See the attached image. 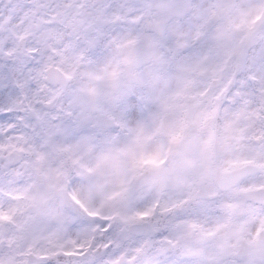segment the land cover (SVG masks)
<instances>
[{
  "label": "snow or ice",
  "instance_id": "1",
  "mask_svg": "<svg viewBox=\"0 0 264 264\" xmlns=\"http://www.w3.org/2000/svg\"><path fill=\"white\" fill-rule=\"evenodd\" d=\"M0 264H264V0H0Z\"/></svg>",
  "mask_w": 264,
  "mask_h": 264
}]
</instances>
